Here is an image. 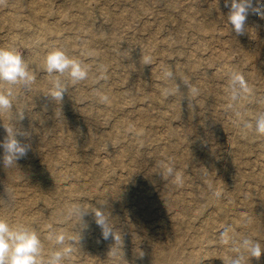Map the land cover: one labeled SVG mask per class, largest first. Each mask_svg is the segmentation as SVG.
<instances>
[{
    "label": "rangeland",
    "instance_id": "374dc122",
    "mask_svg": "<svg viewBox=\"0 0 264 264\" xmlns=\"http://www.w3.org/2000/svg\"><path fill=\"white\" fill-rule=\"evenodd\" d=\"M176 1L178 6L171 9L174 6L166 7L154 0H0V47L17 49L35 73V82L44 80L47 87L38 94L33 84L14 86L13 98L19 104L27 103V109H18L23 113L21 121L17 117L0 121V134L7 135L5 128L11 125L29 134L18 139L31 142L28 139L31 131L38 126L37 135L44 139L16 162L22 168L16 169L20 172L16 173L13 167L0 168V219L11 226H36L39 231H33L40 240L55 233L54 225L63 228L64 234L72 238L74 248L64 264L70 260L73 264H85L91 252L95 254V264L105 262L115 242L111 239L105 242L95 223L94 211L99 207L114 230L121 234L122 244L129 247H135L136 238H144L138 236L139 233L161 234L159 227L163 218L168 222L181 218L186 240L188 233L198 231L202 219L209 214L214 216L215 222L207 231L212 240L204 247L217 252L228 248L227 253L215 256L222 264H229L237 255L229 248L233 242L228 245L220 240L221 231L229 228V216L242 217L236 227L238 230L234 226L228 230L235 241L244 237V233L240 236L239 230L257 242L263 240L248 227V222L256 213L264 226V180L249 174H258L264 166V135L256 134L250 127L259 115L264 114L263 107L258 109L264 98V68L252 79L246 73L254 67L255 60L264 65V30H260V38L258 32L248 27L242 35L244 43L241 46L235 40L229 41L233 38L226 29L231 27L228 18L219 20L211 16L215 20L211 31L198 32L184 21L179 36L172 37L177 22L164 19L167 13L177 17L193 7L196 8L195 18L206 23L211 17L206 16L205 7L216 2ZM141 6L147 7L142 9ZM217 9L230 14L224 1ZM123 10L131 14L117 23L106 15V11L118 13ZM252 16H248L247 25L253 22ZM145 22L147 24L143 25ZM260 39H263L261 50L246 56L245 49H254ZM86 44L99 54L89 55ZM56 47L65 48L72 58L90 67L88 79L75 85L69 83L61 103L48 95L51 77L44 71L45 57ZM145 55L152 57V64H143L141 57ZM104 56L108 58L105 63L102 62ZM136 58L142 60L141 69H127L128 61ZM222 66L226 70L222 71ZM231 67L243 76L248 87L250 83L253 85L246 96L243 93L235 100L232 98ZM183 68V84L190 86L195 79H208L211 92L204 96L198 92L178 98L175 94L165 97L163 91L171 88L172 79H165L164 70H171L174 77ZM138 82L142 86L137 85ZM100 86L106 87L117 98L114 103L102 102L92 95V91ZM0 87L6 85L0 84ZM131 87L134 92L128 94L126 90ZM79 90L81 96L76 97ZM107 90L103 89L104 93ZM40 101L47 105H40ZM174 101L178 104V112L171 106ZM39 106L43 116L32 120L28 109ZM186 108L191 112L189 117ZM222 122L226 127L219 128ZM138 127L142 130L140 136L135 133ZM244 129L254 134L251 139L233 137V141L230 140L234 131ZM102 130L104 133L116 130L120 138L101 139ZM88 134L93 135L92 139ZM136 137L141 138L140 141L134 139ZM130 139L131 145L126 147ZM169 142L175 147L171 148ZM239 144L247 151L243 154L234 151L230 156ZM116 152L120 157L117 163L111 161ZM104 159L110 161L105 167V163L101 165ZM1 160L3 152L0 153ZM157 163L174 165L175 171L182 173L183 183L172 184L174 176L153 169ZM27 168L32 169L30 176L22 173L30 170ZM95 170L101 173L100 177L96 178ZM58 172L62 176L60 181L54 179ZM202 175L208 181H203ZM38 180L48 183L43 189L33 187V182ZM64 185L76 189L69 192L68 187L61 189ZM105 187H116V194L121 198L114 204L112 195L98 199L100 190ZM168 196H181V199L193 196L196 199H187L186 204H175L164 212L160 205ZM214 201L222 206V212L214 210ZM60 202L68 207L86 208L89 213L83 220L87 226L81 228V220L77 224L69 223L75 211L73 208L55 209ZM62 211L66 215L64 220L54 218ZM179 211L183 213L178 216ZM92 238L96 240L93 250L85 242L79 247L82 251H76L78 242ZM53 241L43 248L45 258L58 247ZM204 256L202 259L206 258ZM253 261L259 260L250 257L249 263ZM113 262L114 259L109 257L106 260V264Z\"/></svg>",
    "mask_w": 264,
    "mask_h": 264
},
{
    "label": "bare ground",
    "instance_id": "6f19581e",
    "mask_svg": "<svg viewBox=\"0 0 264 264\" xmlns=\"http://www.w3.org/2000/svg\"><path fill=\"white\" fill-rule=\"evenodd\" d=\"M156 2H161L163 3L166 7L169 6H174L171 9H175L178 6V1L176 0H154ZM224 0H216V2L214 4H211L205 7V13L206 16L211 17V16H216V19H225L228 18L229 16V12L228 11H219L218 6L219 4L223 3ZM142 9L146 8L147 6H141ZM9 8V7H8ZM189 9V8H188ZM12 10V9H10ZM230 11V8L228 9ZM196 11V8H190V10H186L184 12H181L179 15H177V17L172 16L171 13H167L164 16V19L166 20H171L173 19V21L175 20L177 22V26L176 29L172 32V37H178L180 34V31L182 30V28L185 25L184 21H188V23L191 25V27H193L194 29H196L198 32L201 33H205L208 31H211V29L213 28V22L215 21L214 18H210L208 21H206V23L204 22H200V21H204V20H198L195 18L194 16V12ZM112 12V11H111ZM9 14V13H8ZM127 14H131L130 12L125 13L124 10L118 13H109V11H106V15L108 17H111L112 19H114L113 21L115 23H117L118 21H121L123 18L126 17ZM186 14V15H185ZM184 16H186V18H184ZM178 18V19H176ZM253 22L249 25H246V29L249 27L251 28V31L257 33L260 36V38L262 37V33L260 32L261 29L264 30V19H260L258 16L253 15ZM252 21V20H251ZM147 24V22H145L143 25ZM228 31H230L231 33V37L233 39L229 40V41H237L239 42V44H241V46L243 45L244 41L242 39V35H237L232 29L231 27H227L226 28ZM245 29V30H246ZM170 35V34H169ZM171 36V35H170ZM170 40H167V42ZM263 42V39H260L258 42V46H256L254 49L251 50H247L245 49V55L247 56L248 54H255L257 52H259L261 50V44ZM232 45V44H231ZM86 52L89 55H95V54H99V51L91 48L89 46V44H86L85 47ZM250 56V55H249ZM189 57V56H187ZM196 57V55L194 56ZM143 58V57H141ZM137 59V58H136ZM133 59V61H128L129 64L126 65L129 66L127 67V69H130L132 67H135L136 69H141L142 60H136ZM106 61H108V58L106 56H104L102 58V62L105 63ZM201 60L199 59L198 62H200ZM88 64V63H86ZM254 67H252V69H250L249 71H247L246 75L249 79H252L253 77H257L261 71V69L264 68V65H260V63L258 62V60L254 61ZM102 66V65H101ZM226 70L225 66H222V71ZM231 72H236L234 67H231ZM184 74V68L179 72L176 73V75L173 77L172 82H171V88H175L176 83L179 86V92L175 93V96L177 95L178 97H181L184 94H192L191 93V88L195 87L198 89V92L201 93L202 96L204 95H208L211 92V88L209 85H207L208 79H202V80H193L190 86H186L183 84L182 81V76ZM38 83L34 82L33 86L34 89L36 90V92L38 94H40V90L41 93L44 89L47 90V87H45V83L46 81H37ZM48 82V80H47ZM137 85H141L140 82L137 83ZM142 86V85H141ZM252 84L250 83L249 89L252 90ZM103 89H106V87L104 86H100L98 89H95L94 91H92V95L95 96L98 100H101L100 97L103 95L108 96L109 101L107 102L108 104H112L114 103V101H116L115 99H117L111 91L107 90V93H104ZM126 92L128 94H133L134 92V87H131L129 89L126 90ZM45 96V95H44ZM81 96V91L79 90L78 93L76 94V97ZM246 96V93H245ZM14 99V98H12ZM32 102V101H31ZM31 102H29V104H31ZM40 105L46 106L47 103L40 101L39 102ZM13 106L14 109L13 110H9L7 112H0V121L3 120L4 118H9V119H15L18 116V109H27L28 104L25 103L24 101H22V103H18V101H16V99L13 100ZM171 106L173 107V109L175 111H179V107L178 104L174 101V103L171 104ZM188 107V106H187ZM263 107L264 109V98L261 99V102L259 104V108ZM40 106L38 108L35 109H28V112L31 113L32 115V120H34V118L36 119H40L43 116V113H41L42 111L39 110ZM81 110H83V108H81ZM103 109H100L99 111H101ZM176 112V113H177ZM186 114L189 117L191 115V112L189 110V108H186ZM239 116V115H238ZM72 120H74L73 117H71ZM71 120V121H72ZM188 122H186L187 124ZM201 123H204V121H202ZM200 123V124H201ZM199 124V122H198ZM226 127V125L222 122L219 124V128H223ZM219 128L216 129L219 130ZM38 129V126H34L33 130L31 131L32 133L29 136V140H31L32 146H39L41 141H43V138L38 137L36 130ZM186 130V127L184 128ZM105 131H101L100 133V138L101 139H106V138H110L111 141L112 140H118L120 138V134H117L116 130L115 132L111 131V132H106ZM218 132V131H217ZM108 133V134H107ZM137 136H140V134H142V130L140 127H138V130L136 129L135 131ZM140 133V134H139ZM253 133H248L247 129L241 130L240 132L234 131L233 135H231V139L233 141V137L236 139L238 137L241 138H245V139H251L253 137ZM88 138L92 139L93 135L92 134H88L87 135ZM6 137V134H0V139H4ZM114 138V139H113ZM134 139H137L138 141H140L141 138L136 137ZM231 141V142H232ZM131 145V139L127 140L126 142V147ZM168 145L171 148H174V144L172 142H169ZM126 149V148H125ZM229 151L231 150L230 148H228ZM235 151L236 154H243L247 151V149L245 147H243L242 145H238L237 147H235L231 152H230V156H232L233 152ZM0 153H2V150H0ZM119 152H116L114 155V160L111 161H115L116 163L120 161V157H118ZM106 156V155H105ZM132 158H134L133 156H135V153L131 154ZM229 156V155H228ZM105 163V164H104ZM110 163V161H107L104 159L101 162V165H103L104 167ZM72 164V163H71ZM4 164H3V160L0 161V168L4 169ZM13 169H15V172L18 173L20 171H16V169L18 170H22V168L20 169L19 166H17L16 164L12 166ZM76 168V166H74ZM165 168L166 166H164L162 163H157L153 166V169L157 170L160 174L163 173L165 174ZM30 170H26V171H22L23 175L25 176H30L31 175V168H27ZM30 173V174H29ZM223 173L225 174V170L223 171ZM251 177H254L256 179H260V180H264V166H262L261 171L258 172V174L256 173H249ZM92 175V174H91ZM94 175H96V178L101 176V173H99L97 170L94 171ZM94 175H92V179H94V181L96 180V178L94 177ZM203 181H208L207 177L202 175ZM54 179L56 180H61L62 176H61V172H58L57 174L54 175ZM46 183H48L47 181L42 182L41 180L35 181L33 182V187L35 188H44L46 185ZM172 184L176 185L175 181L171 182ZM65 187H68L69 189L67 191L72 192L76 189L75 186H66L64 185L61 189H64ZM234 189H237V186L234 187ZM101 195L98 197V199H101L102 197H104L105 195H112L113 196V204L119 200L121 198V196H118L117 193V188L116 187H112V189L109 188H103L100 190ZM263 196V201H264V195ZM190 199H193V201L196 199V197H189V198H182L181 196H168V199L166 201H164L161 205H160V209L162 211H168L167 209H169L170 207H172L173 205H178L181 202H183L184 204H186L185 202L188 201ZM72 201V200H71ZM191 201V200H190ZM209 201H211V199L209 198ZM215 202V201H214ZM68 208V210L70 209H74V211L78 208V206H71L68 207V205L66 203H57L55 206L56 208ZM185 206L182 205V208H184ZM215 209L217 211L222 212L223 208L220 204H214ZM183 213V211H179L178 214L176 215H181ZM235 215L233 216H229V218L231 219L229 222H227V226L230 227H237L238 223H239V219H241L242 217L237 216L236 218H234ZM66 217V215H64V212H59L58 215H56L57 219H61L64 220ZM240 217V218H239ZM244 219V218H243ZM69 223L71 224H77L80 221V218L77 219V215H76V211H75V216L72 220H68ZM238 221V222H237ZM161 222V226L159 227L161 230V234H155V233H139L138 236L142 235L144 236V238H136V245L135 247H129L126 244H122L121 248L120 246L116 245V243H114L112 246V248H110L111 251H108L109 255L108 257L111 259H114L113 263H107V264H222L219 260L216 259V255H220L222 253H227L229 251L228 248L223 249L222 251H215L214 249H210V248H206L204 247V244H209L210 241L212 240L209 236H208V228L209 226L213 225V223L215 222L214 220V216H212V214L206 215L205 218L202 219V224L201 227L199 228V230L194 231V232H190L189 237L185 240V232H184V225H183V221L181 218H173L171 220V222L167 221L166 218H163ZM29 227L32 230H38L37 227L33 226V225H29ZM125 227V225H124ZM248 227L253 230L254 233L260 235L263 237L262 242H259L262 247H264V226L261 223V220L258 218V215L255 213L248 222ZM53 228L55 229L54 232L55 233H61V232H65V230H63V228H59L58 225H54ZM227 228L228 230H231ZM236 230H238L236 228ZM39 231V230H38ZM224 229L221 231L223 232ZM234 231V230H233ZM238 232H240V236L243 235L244 233V237L247 236L246 232L239 230ZM260 233V234H259ZM221 234V233H220ZM238 235V234H237ZM239 236V235H238ZM49 235H45L43 237H41V241H42V245L43 248H46L50 243H52L53 240H49L48 239ZM247 237H250L249 235ZM223 239V235L220 236V240ZM54 242V241H53ZM85 242H88L90 244V249L93 250L95 247V242L96 240L94 238H92V240H86V241H80L78 242V246L76 248V251H82L79 247L84 245ZM106 242V240H105ZM124 242V239L122 238V243ZM238 242V241H236ZM55 243V242H54ZM229 245V244H228ZM56 246V245H54ZM132 246V245H131ZM237 246V243H234L233 245H230L229 248L231 250H233L235 247ZM113 250H115V255L113 254ZM122 250V251H121ZM139 252H143V258H139L138 257V253ZM91 254V258H89V255ZM90 254H88V257L85 260V264H95L96 263V257L95 254L93 252H91ZM204 255H206V258H209L208 260L202 259L203 257H205ZM108 257H106V260L108 259ZM254 258V257H252ZM106 260L104 263L101 264H106ZM67 264H73L72 260H70ZM250 264V263H249ZM252 264H264V251H262L261 253V257L259 258V261H253Z\"/></svg>",
    "mask_w": 264,
    "mask_h": 264
},
{
    "label": "clouds",
    "instance_id": "9594fccd",
    "mask_svg": "<svg viewBox=\"0 0 264 264\" xmlns=\"http://www.w3.org/2000/svg\"><path fill=\"white\" fill-rule=\"evenodd\" d=\"M224 4L230 8L228 24L237 35L245 34L249 15H256L260 19H264V0H224ZM142 59L144 65L152 64L150 55H145ZM44 71L51 77L48 95L55 102L61 103L64 94L68 91L69 83L75 85L88 79L90 67L81 60L72 58L65 48L56 47L51 49L45 57ZM164 77L165 79H173L172 71L164 70ZM35 79V73L30 70L29 64L17 49L14 47H0V84L6 85V87H0V112H7L13 108L14 86L19 84L30 86L35 82ZM230 79L234 100L241 94L251 91L242 75L232 72ZM179 91V86L176 83L175 88H165L163 95L168 97ZM191 93L196 95L198 89L191 88ZM100 99L105 103L109 101L106 95L101 96ZM17 118L21 121L23 113H18ZM250 127L256 134L264 135V114L259 115L255 124H251ZM5 130L7 135L0 141V150L3 152L4 166L12 167L18 160L27 156L32 145L17 138L29 135L20 128L9 125ZM165 172L167 176H174L177 185L183 183L182 173L176 172L174 165L171 163L166 166ZM101 209L102 207H99L94 211V220L101 229L102 238L113 240L121 248V234L114 230ZM75 211L76 215L83 221L81 228L86 227L83 217L88 215V210L78 207ZM245 222H248L247 218H245ZM222 235V243H237V246L233 249L237 255L229 264H249L250 257L259 260L262 251H264V247L251 237L245 236L236 242L228 234L227 228L224 229ZM48 239L54 240L55 245L58 247L45 258L43 245L35 231L27 225L11 226L6 220L0 219V264H64V261L74 252L72 238L61 232L50 234ZM113 254L115 255V250H113ZM137 255L142 259L144 254L139 252Z\"/></svg>",
    "mask_w": 264,
    "mask_h": 264
}]
</instances>
